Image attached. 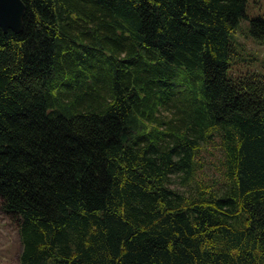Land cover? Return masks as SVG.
I'll use <instances>...</instances> for the list:
<instances>
[{"label": "trees", "instance_id": "1", "mask_svg": "<svg viewBox=\"0 0 264 264\" xmlns=\"http://www.w3.org/2000/svg\"><path fill=\"white\" fill-rule=\"evenodd\" d=\"M22 1V31L0 28L18 264H264V71L235 69L242 22L264 45V16L248 0Z\"/></svg>", "mask_w": 264, "mask_h": 264}, {"label": "rangeland", "instance_id": "2", "mask_svg": "<svg viewBox=\"0 0 264 264\" xmlns=\"http://www.w3.org/2000/svg\"><path fill=\"white\" fill-rule=\"evenodd\" d=\"M247 14L250 19L264 16V0H248ZM250 21H243L237 32V38L245 46L242 61L235 67L237 72L264 71V45H259L252 40L251 35H245L246 27ZM206 157L209 153H204ZM208 162V161H207ZM208 164V163H207ZM205 167H208L207 165ZM210 173L211 170H208ZM22 251L19 228L15 222L0 212V264H18Z\"/></svg>", "mask_w": 264, "mask_h": 264}, {"label": "water", "instance_id": "3", "mask_svg": "<svg viewBox=\"0 0 264 264\" xmlns=\"http://www.w3.org/2000/svg\"><path fill=\"white\" fill-rule=\"evenodd\" d=\"M26 6L22 0H0V28L19 34L24 25Z\"/></svg>", "mask_w": 264, "mask_h": 264}]
</instances>
